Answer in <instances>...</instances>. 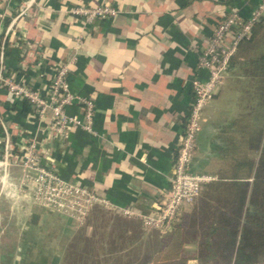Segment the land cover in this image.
Wrapping results in <instances>:
<instances>
[{
  "label": "crops",
  "instance_id": "obj_1",
  "mask_svg": "<svg viewBox=\"0 0 264 264\" xmlns=\"http://www.w3.org/2000/svg\"><path fill=\"white\" fill-rule=\"evenodd\" d=\"M26 1L0 0V8L7 7L13 16ZM102 1L35 0L17 33L33 46L21 53L18 42L9 43L5 62L17 82L42 91L56 64L67 63L71 91L94 102V134L74 129L66 139L57 141L36 123L32 113L19 111L22 102L6 101L4 91L1 115L16 144L24 137L38 138L46 157L43 162L65 180L91 188L118 208L155 212L169 188L173 156L192 103L191 82L208 76L197 68V49L209 42L230 10L248 18L260 0H108L119 14L90 23L69 12ZM261 18L262 27L255 28L251 41L240 44L223 84L204 110L192 170L217 176L209 184H216L219 177H231L238 169L234 155L249 151L243 144L241 125L250 130L257 117L255 89L259 82L250 77L248 61L264 54V14ZM13 105L16 108L11 109ZM67 111L81 115L77 105ZM259 113L264 124V111ZM21 173L18 166L9 168L11 186L18 184ZM206 190L208 187L177 221L182 217L190 220L186 231L191 243H184L183 251L188 247L186 256L195 264L201 263L195 233L201 223L191 217L225 197L202 196ZM13 197L8 192L0 194V237L8 239L13 264H62L79 226L70 217L26 197ZM103 210L95 207L89 218ZM106 211L123 221L125 228L127 223L138 225L145 239L153 238L151 243L160 244L166 235L157 231L146 235L138 220L120 219L117 213ZM87 228H91L89 221Z\"/></svg>",
  "mask_w": 264,
  "mask_h": 264
},
{
  "label": "built area",
  "instance_id": "obj_2",
  "mask_svg": "<svg viewBox=\"0 0 264 264\" xmlns=\"http://www.w3.org/2000/svg\"><path fill=\"white\" fill-rule=\"evenodd\" d=\"M33 4L35 0H27L13 16L9 15L7 7L0 8V95L4 91L6 101L27 102L36 123L43 126L57 141L66 139L74 129L94 134V102L87 96L71 91L67 63L56 64L50 83L44 91L17 82L7 70L6 48L9 43L18 42L21 53L33 46L17 34L20 21L28 16ZM69 12L80 17L84 23H90L95 19L114 18L120 10L108 0H103L97 6H76L70 8ZM263 14L264 0H260L248 18H243L238 10H230L216 25L209 42L197 49V68L205 70L208 76L205 79L194 78L191 82L192 103L173 156L169 188L155 212L118 208L91 188L65 180L53 167L43 162L46 157L39 148L36 136L21 138L18 144L13 141L1 111L0 194L8 192L16 198L26 197L36 205L70 217L77 226L84 224L95 207H101L124 218L138 220L142 229L147 232H170L182 211L194 203L204 186L217 179L213 174L192 170L197 137L205 122L204 110L223 84L240 44L251 38L253 26ZM72 105L81 108V115L67 111ZM12 166H18L22 171L16 186H11L8 180V170Z\"/></svg>",
  "mask_w": 264,
  "mask_h": 264
},
{
  "label": "trees",
  "instance_id": "obj_3",
  "mask_svg": "<svg viewBox=\"0 0 264 264\" xmlns=\"http://www.w3.org/2000/svg\"><path fill=\"white\" fill-rule=\"evenodd\" d=\"M262 25V18H260L253 26L252 36L255 28ZM252 36L245 41H251ZM248 63L252 70L250 77L259 82L255 89L257 97L255 124L250 126V130H246L247 125H241V129H244L243 144L245 147L248 146L249 151L237 152L234 155L238 169L231 177H219L216 184L204 186V188L208 187V190L202 196L225 197L219 199L217 204L211 206L208 211L191 217L196 221L199 220V224L201 223V227L194 231L198 233L199 238L198 257L201 258L199 264H264V261H260V258L264 256V232L252 229L257 227L263 231L258 221L264 220V214H256V217L249 222L251 228L248 229L247 235L240 227L246 196H264V124L258 118L259 112L264 111V54L251 59ZM12 108H16V105ZM19 111L28 113L27 102H22ZM189 221L186 222V219L182 217L172 230L160 239L163 245L156 243L152 252L138 264H188L191 257L182 252L185 243L184 233ZM4 251L8 252V259H12V249L4 245L2 252ZM209 260H220V262L209 263Z\"/></svg>",
  "mask_w": 264,
  "mask_h": 264
},
{
  "label": "rangeland",
  "instance_id": "obj_4",
  "mask_svg": "<svg viewBox=\"0 0 264 264\" xmlns=\"http://www.w3.org/2000/svg\"><path fill=\"white\" fill-rule=\"evenodd\" d=\"M225 104L223 107L227 106ZM258 213L264 214V196H246L240 221V227L245 235L248 234V229L251 228L249 222ZM89 216L84 224L79 226L80 232L74 236L68 245L62 264H138L155 247V243H151L153 238L145 239V236L140 234L142 231L138 225L127 223L125 228L124 222L111 215L106 209L90 218ZM118 217L132 220L119 215ZM88 221L91 224L90 229L87 228ZM258 222L262 225L263 231L257 229V227L252 229L257 232H264V220ZM0 224L3 226L1 220ZM2 226H0V229ZM125 231L126 233L123 235ZM143 232L146 235L151 233V231L147 232L145 230ZM4 238L0 237V264H13V261L10 258L8 259V252H2L4 245L8 248V239ZM184 240L186 245L191 243V237L187 231L184 233ZM161 243L160 245H163ZM187 248L182 252L184 255L190 254ZM260 261H264V256L260 258ZM208 262L215 263L220 262V260H209Z\"/></svg>",
  "mask_w": 264,
  "mask_h": 264
},
{
  "label": "water",
  "instance_id": "obj_5",
  "mask_svg": "<svg viewBox=\"0 0 264 264\" xmlns=\"http://www.w3.org/2000/svg\"><path fill=\"white\" fill-rule=\"evenodd\" d=\"M188 264H194V262L193 261H189Z\"/></svg>",
  "mask_w": 264,
  "mask_h": 264
}]
</instances>
